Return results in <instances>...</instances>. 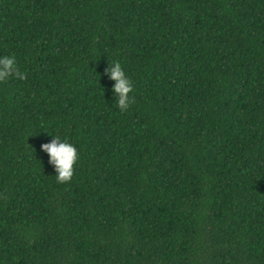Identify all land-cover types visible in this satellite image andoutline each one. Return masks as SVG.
Returning <instances> with one entry per match:
<instances>
[{
  "label": "trees",
  "instance_id": "obj_1",
  "mask_svg": "<svg viewBox=\"0 0 264 264\" xmlns=\"http://www.w3.org/2000/svg\"><path fill=\"white\" fill-rule=\"evenodd\" d=\"M3 56L0 264H264V0H0Z\"/></svg>",
  "mask_w": 264,
  "mask_h": 264
},
{
  "label": "clouds",
  "instance_id": "obj_2",
  "mask_svg": "<svg viewBox=\"0 0 264 264\" xmlns=\"http://www.w3.org/2000/svg\"><path fill=\"white\" fill-rule=\"evenodd\" d=\"M106 74L115 81L113 92L117 98L116 106L121 112H126L132 99L130 93L134 91L132 81L126 76L119 61L110 62ZM12 76L19 80L27 79V73L20 71L14 56L0 57V83L6 82ZM42 149L49 155V163L55 167L57 183L71 182L75 173V165L79 159L77 148L66 140L61 141L59 136L54 135V139L50 143L43 144Z\"/></svg>",
  "mask_w": 264,
  "mask_h": 264
}]
</instances>
